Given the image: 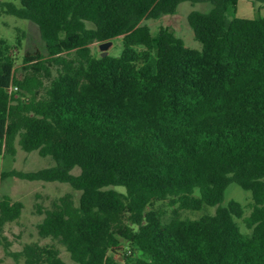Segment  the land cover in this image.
<instances>
[{"label": "trees", "instance_id": "obj_1", "mask_svg": "<svg viewBox=\"0 0 264 264\" xmlns=\"http://www.w3.org/2000/svg\"><path fill=\"white\" fill-rule=\"evenodd\" d=\"M185 1L211 4L188 14L201 48L142 23ZM238 2L1 3L3 13L38 25L46 52L27 51L17 76L21 37L0 36V157L20 148L55 164L3 170L0 181H58L80 192L78 202L68 192L49 207L35 204L38 235L62 244L73 264H264V6L242 17ZM119 36L120 55L93 54L92 43ZM231 183L251 192L248 215L235 199L224 204ZM163 201L216 211L166 222ZM23 208L1 197V238ZM123 241L131 250L118 259ZM12 255L67 264L53 244L27 243Z\"/></svg>", "mask_w": 264, "mask_h": 264}, {"label": "rangeland", "instance_id": "obj_2", "mask_svg": "<svg viewBox=\"0 0 264 264\" xmlns=\"http://www.w3.org/2000/svg\"><path fill=\"white\" fill-rule=\"evenodd\" d=\"M2 2H14L19 5V0H0V36L6 38L10 43H14L19 36L22 40V46L17 51V76H21L18 70L21 65L22 56L27 51L40 49L46 52V45L41 36L37 24L32 21L19 19L15 16L3 13L1 11ZM264 0H239L237 4V15L244 17H253L258 11L262 10ZM211 8L210 3H191L188 1L180 3L176 13L163 15L159 19H144L142 23L147 24L155 34L162 27L169 29L175 35L180 36L187 47L201 48L200 43L194 35V31L189 25L188 14L192 10L208 11ZM99 42L91 44L93 54L97 57L102 56L103 50ZM123 49L122 36L112 39V44L108 47L107 55L118 56ZM55 164L51 156H40L37 151L25 152L19 148L15 157H0V171L3 170H21L35 171L41 168L51 167ZM74 174L80 172L79 168H74ZM71 192L75 196L76 202L80 192L73 189L69 183L46 182V181H28L17 177H9L0 181V199L3 195H9L15 200L22 201L24 208L20 218L14 222L7 223L3 229V236L0 237V264H25L22 258H15L12 254L23 249L24 245L31 242H37L41 245L53 244L60 251L61 258L67 264H73L71 256L66 248L56 240L51 238H41L38 235L37 223L43 215L36 212L35 204L38 202L44 207H49L53 200ZM198 195V191L196 192ZM235 199L246 208V215L252 209L254 203L250 191H246L236 183H231L226 190L224 204ZM157 205L165 210L164 221H170L175 215L181 218H199L204 214H213L216 207L205 206L201 210H191L177 208V205L171 206L169 202H158ZM175 210V211H174ZM176 212V214H175ZM244 232H248L243 219H237ZM9 242V246H5ZM131 246L127 241H123L120 249L117 251L118 259H122L126 251H130ZM134 251H136L134 249Z\"/></svg>", "mask_w": 264, "mask_h": 264}, {"label": "water", "instance_id": "obj_3", "mask_svg": "<svg viewBox=\"0 0 264 264\" xmlns=\"http://www.w3.org/2000/svg\"><path fill=\"white\" fill-rule=\"evenodd\" d=\"M111 44H112V40H109V41H106L100 44V48L103 50L102 56H107L108 54L107 49Z\"/></svg>", "mask_w": 264, "mask_h": 264}]
</instances>
